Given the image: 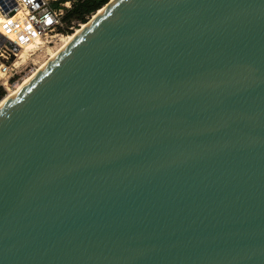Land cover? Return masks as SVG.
Segmentation results:
<instances>
[{
  "label": "water",
  "instance_id": "1",
  "mask_svg": "<svg viewBox=\"0 0 264 264\" xmlns=\"http://www.w3.org/2000/svg\"><path fill=\"white\" fill-rule=\"evenodd\" d=\"M102 6L0 106V264H264V0Z\"/></svg>",
  "mask_w": 264,
  "mask_h": 264
},
{
  "label": "built area",
  "instance_id": "2",
  "mask_svg": "<svg viewBox=\"0 0 264 264\" xmlns=\"http://www.w3.org/2000/svg\"><path fill=\"white\" fill-rule=\"evenodd\" d=\"M0 0V84L5 85L34 61L47 45L74 25L63 21L70 0ZM11 20V23L8 21Z\"/></svg>",
  "mask_w": 264,
  "mask_h": 264
},
{
  "label": "trees",
  "instance_id": "3",
  "mask_svg": "<svg viewBox=\"0 0 264 264\" xmlns=\"http://www.w3.org/2000/svg\"><path fill=\"white\" fill-rule=\"evenodd\" d=\"M66 0H53L51 1L52 6H59L60 3ZM107 0H70V6L65 8V13L63 16V21L66 25L76 23H82L88 19V17L100 9ZM100 7V8H99ZM66 32H71L69 29H66ZM3 95V90L0 89V97Z\"/></svg>",
  "mask_w": 264,
  "mask_h": 264
},
{
  "label": "rangeland",
  "instance_id": "4",
  "mask_svg": "<svg viewBox=\"0 0 264 264\" xmlns=\"http://www.w3.org/2000/svg\"><path fill=\"white\" fill-rule=\"evenodd\" d=\"M98 13V10L95 11L94 13H92V15H90L88 17V19H90V17L93 16V14H97ZM87 19V20H88ZM84 23V22H82ZM81 23H76L74 28L71 29V32L69 33H73L74 29L76 30L78 27H80ZM65 34H68L67 32L66 33H63V35ZM56 39V38H55ZM55 39L51 42V44L47 45V47L41 52L39 53L38 55L35 56L34 58V61L32 63H30L25 69L24 71H21L19 74H16L11 80L10 82H8L5 85H1L0 84V89L3 90V95L0 97V99H2V97H4L7 92L10 90V89H14L18 86H20L22 83L25 82V80L33 73V71L37 68L38 65H40L42 62L46 61L47 58H48V54H47V51H48V48L51 47V48H57L58 46H60L59 44H56L54 43Z\"/></svg>",
  "mask_w": 264,
  "mask_h": 264
},
{
  "label": "bare ground",
  "instance_id": "5",
  "mask_svg": "<svg viewBox=\"0 0 264 264\" xmlns=\"http://www.w3.org/2000/svg\"><path fill=\"white\" fill-rule=\"evenodd\" d=\"M105 6H102L100 9H98V13L100 11H102V9ZM3 15H0V19L2 18ZM96 14H93L92 17H95ZM91 19V17H90ZM87 25V22L85 23H81L80 27H78L76 30L74 29L73 33H68L65 35H58L57 38L55 39L54 43L59 44L60 46H58L57 48H48L47 54H48V58L46 61L42 62L40 65L37 66V68L33 71V73L25 80L24 83H22L20 86L14 88V89H10L7 94L2 97V99H0V106H2L5 102H7V100L12 97L14 95V93L25 83H27L33 76L34 74H36L39 70H41V68L46 65V63L49 61V59H51L52 57H54L57 53H59V51H61L64 47H66V45L75 37V35L77 33H79L85 26Z\"/></svg>",
  "mask_w": 264,
  "mask_h": 264
},
{
  "label": "snow or ice",
  "instance_id": "6",
  "mask_svg": "<svg viewBox=\"0 0 264 264\" xmlns=\"http://www.w3.org/2000/svg\"><path fill=\"white\" fill-rule=\"evenodd\" d=\"M29 2H31V0H29ZM8 23H11V20H9Z\"/></svg>",
  "mask_w": 264,
  "mask_h": 264
}]
</instances>
